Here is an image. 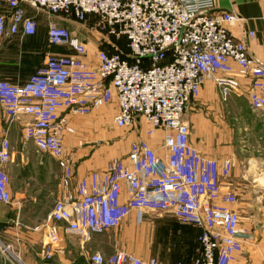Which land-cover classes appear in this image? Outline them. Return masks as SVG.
Here are the masks:
<instances>
[{"label":"built area","instance_id":"2783aa9c","mask_svg":"<svg viewBox=\"0 0 264 264\" xmlns=\"http://www.w3.org/2000/svg\"><path fill=\"white\" fill-rule=\"evenodd\" d=\"M24 6L77 20L92 16L108 36L123 38L126 50L98 49L95 63H90L85 45L50 23L48 45L65 48L68 54L48 56L22 85L0 81L6 116L29 118L23 127L25 139L53 158L61 172L64 192L43 225L49 241L58 242L60 224L84 243L93 234L118 228L131 213L137 223L146 214H168L199 230L194 264L233 262L251 237L230 208L233 193L220 195L219 180L229 175L230 162L208 159L191 148L185 118L204 80L212 81L225 100L240 90L239 78L247 79L251 108L264 110V65L230 33L239 18L227 11L214 13L215 0H0L6 10L0 14V38L35 34L36 22ZM246 36L253 39L254 33ZM232 65L235 76L230 75ZM114 101V126L137 128L140 119L145 120L148 135L162 132L164 155L142 140L133 142L125 157L111 159L104 170L89 173L72 187L75 169L62 145L64 136L75 133L71 118ZM10 158L9 143L3 139L0 208L11 202L4 171ZM88 263L159 264L125 251L92 253Z\"/></svg>","mask_w":264,"mask_h":264},{"label":"crops","instance_id":"0c3cea01","mask_svg":"<svg viewBox=\"0 0 264 264\" xmlns=\"http://www.w3.org/2000/svg\"><path fill=\"white\" fill-rule=\"evenodd\" d=\"M215 3L214 13L227 11L239 18L230 33L244 42L248 54L264 65V0H215ZM24 9L36 22L35 34L17 33L0 38V81L13 85L24 84L48 56L68 54L65 48L47 43L48 26L56 20L41 17L27 6ZM5 11L0 8V14ZM247 32H253L254 38H247ZM91 50L86 60L95 63L97 49ZM232 68L230 75L235 76V66ZM238 80L240 90L225 101L220 100L214 83L204 80L197 98L186 111L189 145L208 159L230 162L229 175L219 180L220 195L228 190L233 193L235 203L230 208L239 217L243 207L253 210L254 206H259L264 215V110L251 108L247 97L249 80ZM116 112L114 101L83 118H71L74 129L80 131L77 137L63 138L64 154L75 169L72 187L89 173L104 170L111 159L127 155V147L117 150L114 145L94 144L114 139L103 127L106 122L112 123ZM29 121L27 117L11 120L0 105V142L8 141L11 154L4 166L11 202L0 208V235L6 242L0 244V264H89L92 253L109 256L115 251H125L143 260L155 259L159 264H194L199 254V230L168 214H146L137 223L135 213H131L118 228L93 234L84 243L60 224L59 240L51 243L43 225L64 192L60 187L61 172L53 158L25 139L23 127ZM139 127L138 140L163 156L162 132L148 135L150 125L143 119ZM144 221L155 224L160 233L156 237L145 235ZM36 227L38 231L34 230Z\"/></svg>","mask_w":264,"mask_h":264},{"label":"rangeland","instance_id":"374dc122","mask_svg":"<svg viewBox=\"0 0 264 264\" xmlns=\"http://www.w3.org/2000/svg\"><path fill=\"white\" fill-rule=\"evenodd\" d=\"M36 12H38V15L41 17L48 16V18H51V20H56V22H53V24L55 26L65 28L70 33V35L75 38H78L85 45L87 51H90L92 48H95L97 50L99 49L107 53H126L124 39L113 38L108 36V34H106V32L99 27L96 18L92 16H87L83 20H77L72 16L64 14L46 15L42 11ZM196 98L197 96L195 97V99ZM219 98L220 100H223L221 99V97ZM228 99L229 97L225 100ZM103 128H106V130L112 134L114 139H112L111 142H101L102 144L100 142L94 143L95 147L100 145H114L117 150H123L125 147H127V149L129 150L130 145L133 142L139 141V133L141 132V128L139 126L137 128L121 129L115 127L114 124L111 122H106L105 127ZM79 133L80 131L77 130V128L75 127V133L73 136L77 137ZM62 145L64 147L63 140ZM42 208L46 209L47 207L43 206ZM239 215L241 228L246 230L250 234L251 238L246 244L243 245L241 252L238 256H236L237 260H234L229 264H264V215H261V211H259V206H254L253 210H248L243 207L239 212ZM147 222L144 221V224H146L145 235H154V237H156L160 233V228L157 227L155 224ZM5 243V240L0 235V244Z\"/></svg>","mask_w":264,"mask_h":264}]
</instances>
